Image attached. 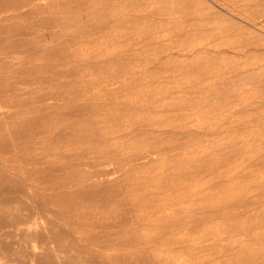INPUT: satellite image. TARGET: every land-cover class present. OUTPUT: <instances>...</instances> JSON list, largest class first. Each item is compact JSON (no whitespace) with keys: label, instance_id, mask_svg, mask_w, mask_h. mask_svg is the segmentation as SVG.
Returning <instances> with one entry per match:
<instances>
[{"label":"bare ground","instance_id":"bare-ground-1","mask_svg":"<svg viewBox=\"0 0 264 264\" xmlns=\"http://www.w3.org/2000/svg\"><path fill=\"white\" fill-rule=\"evenodd\" d=\"M137 3L155 14L154 30L187 26L191 44L264 45V11L253 22L221 0ZM133 6L0 0V252L13 247L16 264H230L213 256L231 251L264 264V179L240 169L250 159L222 141L230 134L207 133L211 118L187 122L188 110L216 107L228 87L187 92L179 72L211 77L226 67L225 52L220 62L214 49L181 64L157 91L139 61L115 58L134 54L120 42L78 37L82 25L113 22L117 40L129 25L116 16ZM255 53L223 77L243 71L245 91L264 92Z\"/></svg>","mask_w":264,"mask_h":264},{"label":"rangeland","instance_id":"rangeland-1","mask_svg":"<svg viewBox=\"0 0 264 264\" xmlns=\"http://www.w3.org/2000/svg\"><path fill=\"white\" fill-rule=\"evenodd\" d=\"M125 1H128L129 3L133 2L134 6L131 10H124L116 16L117 18L122 17L119 19L124 20V22L129 25V29L124 31L123 34L117 38V40L111 34V29L113 28L112 25H114L113 22L111 24L94 23L88 24V26L82 25L77 33L78 37L87 38L89 42L100 38L110 44L120 42V44L123 45L119 46L120 51L132 52L134 54H127L123 56L116 55L115 58L117 60L124 59L139 61L142 66H137L136 69L140 71V73L142 72L146 75L149 79L147 83L154 86L157 91L161 90V88H158L161 84L172 82L175 78L173 75H179L178 71L173 72V70L178 68L181 64L185 63L186 65H196L195 63L202 59L201 55L203 52L214 49L218 52L217 54L219 57L217 58L219 61L216 62H220L222 59L221 52H225L223 57L227 60L220 63H222L221 65H226V67L223 68L220 73L212 74L211 77L196 79L190 76L192 74L191 71L179 72V77H186L182 81H184V84L187 87V92L197 91L200 86L207 87L212 86V84H216L218 86L225 84L224 87H228L226 90L219 92L220 94L218 98L221 103L216 107L208 110L203 108L201 110L202 112H193L192 110H188L187 122L190 120V124H194V119L197 116L211 118L205 122L207 126L213 127L208 128L207 133L211 136L214 134H230L229 137L223 138L222 141H234L235 145L237 144L240 147L239 152H241L245 158L250 159L245 160L241 164L240 169L250 175L249 180L251 181L263 180L264 92L251 89L249 91H245V81L242 80L243 71H241L240 74L229 73L225 77H223V72L234 68L242 70L244 67L250 66L247 65L250 57H242L246 56L249 51H255L257 52L255 55L258 54L261 56L263 54L264 56V45L261 44L256 48L246 50V52H240L239 49L236 48L237 40H234V38H232L230 45H220L218 48L203 43L191 44L187 41V34H184L186 33L187 26L183 29V31H179L177 29L171 31L165 27H160L154 30L155 24L153 21H150L155 19V14L152 15L150 10H142L141 6L137 3L138 0ZM217 1L220 3V0ZM221 1L226 3V8L229 10H231L230 8H234L232 2H226L224 0ZM234 9V12L237 15L245 19L253 22H261L263 17H259V15L264 11V0H243L241 5ZM130 17L132 18L128 20ZM106 18L107 17H105V19ZM184 22L187 23V17L184 19ZM84 23L85 22H83V24ZM219 24L227 26L230 23L219 22ZM209 26L214 25L210 24ZM131 27L134 30L131 29ZM228 34L232 33L228 32ZM215 36L217 37L216 34ZM236 58L240 59L237 60ZM146 68H150L148 72L146 71ZM218 76L222 78H216ZM233 76L235 77V80H231ZM204 132L206 134V131ZM190 133L191 131L187 134L192 136L195 134V132ZM202 138L208 141L206 135ZM241 142H247L248 145H242ZM255 148L258 149L256 150L257 152H261L258 154L251 152L252 149ZM258 159H263V161L260 162ZM256 183L258 184L260 182ZM174 235L179 237L180 235L182 236V233L177 232ZM12 242V237H8L4 241V243L8 244H11ZM13 252V247L7 251L0 252V264H16L12 258ZM213 257L229 260L230 264H242L243 261L246 259L249 260L248 258H250V256L246 255L233 254L231 251L221 252Z\"/></svg>","mask_w":264,"mask_h":264}]
</instances>
